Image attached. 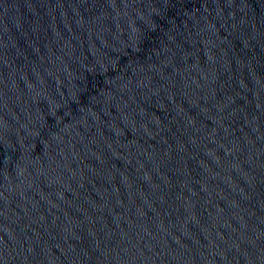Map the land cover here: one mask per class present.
<instances>
[{
  "label": "water",
  "instance_id": "95a60500",
  "mask_svg": "<svg viewBox=\"0 0 264 264\" xmlns=\"http://www.w3.org/2000/svg\"><path fill=\"white\" fill-rule=\"evenodd\" d=\"M0 264H264V0H0Z\"/></svg>",
  "mask_w": 264,
  "mask_h": 264
}]
</instances>
